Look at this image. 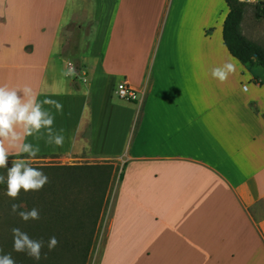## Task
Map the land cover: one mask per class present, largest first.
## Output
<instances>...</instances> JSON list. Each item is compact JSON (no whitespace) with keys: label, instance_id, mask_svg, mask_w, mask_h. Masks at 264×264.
<instances>
[{"label":"crops","instance_id":"0c3cea01","mask_svg":"<svg viewBox=\"0 0 264 264\" xmlns=\"http://www.w3.org/2000/svg\"><path fill=\"white\" fill-rule=\"evenodd\" d=\"M242 1L240 32L264 48V0ZM227 11L223 0H0V85L63 104L44 105L63 147L25 142L120 171L111 264H264V71L223 44ZM68 27L80 29L74 61ZM65 61L77 77L61 75ZM225 62L237 70L221 83L211 71ZM121 81L144 90L137 102L114 99Z\"/></svg>","mask_w":264,"mask_h":264},{"label":"trees","instance_id":"16d2710c","mask_svg":"<svg viewBox=\"0 0 264 264\" xmlns=\"http://www.w3.org/2000/svg\"><path fill=\"white\" fill-rule=\"evenodd\" d=\"M228 11L222 23V41L229 53L241 63L256 64L264 71V48L247 40L240 32L246 3L223 0ZM261 3L255 5L256 16ZM77 72L79 71L76 67ZM26 155V154H24ZM19 156H22L19 154ZM49 177L40 191H21L18 200L6 195V184H0V249L11 253L16 264H87L100 214L112 181L111 163L79 165H34ZM10 167V166H9ZM5 176L6 169H0ZM12 203H20L22 210L33 207L40 211V219L24 222L11 211ZM19 227L33 239L55 236L59 243L52 251L43 252L47 258L34 261L24 253L13 251L11 229Z\"/></svg>","mask_w":264,"mask_h":264},{"label":"clouds","instance_id":"9594fccd","mask_svg":"<svg viewBox=\"0 0 264 264\" xmlns=\"http://www.w3.org/2000/svg\"><path fill=\"white\" fill-rule=\"evenodd\" d=\"M65 64L66 70L61 73L63 77L79 75L71 61H65ZM236 70L235 63L225 62L222 66L214 67L211 75L223 83ZM20 92L22 96L18 94ZM44 105L51 106L57 113L63 112L60 101L48 98L39 101L37 93L30 86L10 88L0 85V169L7 170L6 176L0 173V184H6V195L13 201L19 199L21 191H40L49 183L47 174L31 166L30 161L38 156L41 149L39 143L25 142L27 137H34L37 141L44 139L47 145L57 148L63 147L65 141L64 129L54 127L55 116ZM13 151L21 154L23 158L12 159L9 167L8 160ZM11 211L24 222L41 218L38 208L22 210L20 203H12ZM11 233L13 251L24 253L34 261H40L42 256L46 259L47 253L43 249L47 247L48 251H52L59 243L55 236L49 237L47 241L43 238L33 239L19 227H13ZM0 264H16V261L11 253L0 254Z\"/></svg>","mask_w":264,"mask_h":264},{"label":"rangeland","instance_id":"374dc122","mask_svg":"<svg viewBox=\"0 0 264 264\" xmlns=\"http://www.w3.org/2000/svg\"><path fill=\"white\" fill-rule=\"evenodd\" d=\"M64 31H65L64 35L67 34L66 37H68V43L64 47V52L67 55H69L71 60L74 61L75 60L74 54L76 52L72 50V47L75 44L76 46L78 44L79 37H80V29H77L74 27H68ZM84 31L88 36L90 35V30L88 28H86ZM113 97L115 100H119L114 94H113ZM20 158H23V157L19 156V154L10 156L8 160V166H11L12 159H20ZM30 163L34 165H44V164L66 165V164L61 163L60 160H56L55 158H53V156H49V155L48 156L38 155L35 159H32ZM119 173L120 171L117 170L114 176H112V181L107 191L106 201H105V204L100 214V222L98 224V227L95 233L96 236L94 239L91 252L88 257L87 264H99L100 260H102V264H111L109 262H110V256L112 253L110 254V246L107 244L106 236H107L109 217L111 214V207L113 203L112 200L114 197L115 186L119 178ZM119 256L121 257V259L116 263L114 262V264H122L124 262L122 258V254H120Z\"/></svg>","mask_w":264,"mask_h":264},{"label":"built area","instance_id":"2783aa9c","mask_svg":"<svg viewBox=\"0 0 264 264\" xmlns=\"http://www.w3.org/2000/svg\"><path fill=\"white\" fill-rule=\"evenodd\" d=\"M143 93L144 90L142 88L135 87L126 81L117 83L113 90V94L119 100L125 102H137Z\"/></svg>","mask_w":264,"mask_h":264}]
</instances>
